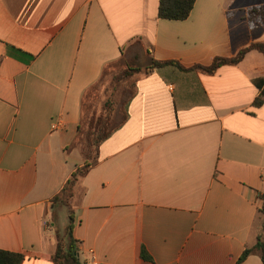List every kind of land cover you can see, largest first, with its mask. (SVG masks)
<instances>
[{"label":"crops","instance_id":"0c3cea01","mask_svg":"<svg viewBox=\"0 0 264 264\" xmlns=\"http://www.w3.org/2000/svg\"><path fill=\"white\" fill-rule=\"evenodd\" d=\"M262 5L196 0L177 21L158 17L159 0H0V250L53 264V198L83 163L82 97L140 48L145 65L182 69L138 78L126 122L76 186L79 260L237 264L264 235V53L196 67L264 43L247 20ZM242 264L264 262L252 252Z\"/></svg>","mask_w":264,"mask_h":264},{"label":"trees","instance_id":"16d2710c","mask_svg":"<svg viewBox=\"0 0 264 264\" xmlns=\"http://www.w3.org/2000/svg\"><path fill=\"white\" fill-rule=\"evenodd\" d=\"M195 2L196 0H159L158 17L164 20H185L190 15ZM247 20L250 25L258 24L264 26V5L250 8L247 11ZM251 50L264 53V43L252 44L240 50L231 58H216L209 67L196 68L208 74H213L222 66L239 64ZM170 64L181 68L180 65L173 62L152 61V63L147 65L144 69L131 63L126 64L120 76L122 80L132 79L131 92L128 97L122 101L120 99V89H115L113 91L114 93L111 95V99L106 101L111 108L102 116L93 114L94 112L91 111V99L86 103L82 97V113L78 125V136L74 141V145H76L77 141H85L84 147H82L81 150L83 163L76 168L60 193L53 198L54 204L67 209L69 219V223L62 235H57V246L52 257L53 264H83L78 257V242L73 237L74 212L70 200L74 195V190L90 168L96 164L100 145L126 122L128 117L126 111L127 105L135 95V84L138 78L150 74L156 68ZM112 65L106 67L107 70ZM255 84L260 92L254 101V105L262 106L264 105V78L256 80ZM91 87H93V85ZM117 111L119 112L118 114H120L119 120L116 118ZM83 125H86V131L83 129ZM261 212L264 213V204ZM252 252L260 253L264 262V235L258 234L255 247L246 249L237 264H242ZM143 258L149 259L144 254ZM23 259V256L20 254L0 250V264H22Z\"/></svg>","mask_w":264,"mask_h":264},{"label":"rangeland","instance_id":"374dc122","mask_svg":"<svg viewBox=\"0 0 264 264\" xmlns=\"http://www.w3.org/2000/svg\"><path fill=\"white\" fill-rule=\"evenodd\" d=\"M137 55L134 56L132 59H124L115 65H112L111 67L107 68L102 72V75L98 79V81L93 85V87H89L85 94L83 95L84 102H88L91 99V111L94 112L96 116H102L106 114L111 106L109 105L107 100L111 99V95L114 93L113 91L115 89H120V99L123 101L125 100L128 95L131 92V85H132V79L130 80H122L121 79V72L126 64L131 63L135 66H138L142 69H144L147 65L144 52L138 48L136 49ZM144 57V59H143ZM82 98V99H83ZM108 105V107H107ZM119 112H116V118L117 120L120 119ZM83 129L86 131V125L82 126ZM84 139V138H83ZM85 141H77L76 145H73L74 148H76L78 151L81 150L82 147H84ZM82 155V154H81ZM72 202V199L70 200ZM57 216H58V224H57V231L56 234L61 236L64 229L67 227L69 223L68 219V212L65 207H60L57 210Z\"/></svg>","mask_w":264,"mask_h":264},{"label":"built area","instance_id":"2783aa9c","mask_svg":"<svg viewBox=\"0 0 264 264\" xmlns=\"http://www.w3.org/2000/svg\"><path fill=\"white\" fill-rule=\"evenodd\" d=\"M58 126V124L57 123H54L53 124V128H55V127H57Z\"/></svg>","mask_w":264,"mask_h":264}]
</instances>
